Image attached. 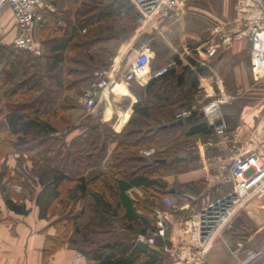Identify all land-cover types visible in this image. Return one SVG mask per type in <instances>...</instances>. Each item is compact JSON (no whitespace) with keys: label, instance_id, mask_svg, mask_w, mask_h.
Wrapping results in <instances>:
<instances>
[{"label":"trees","instance_id":"trees-1","mask_svg":"<svg viewBox=\"0 0 264 264\" xmlns=\"http://www.w3.org/2000/svg\"><path fill=\"white\" fill-rule=\"evenodd\" d=\"M72 1L80 5L70 30L54 26L58 15H43L39 24L52 22L53 27H42L49 36L38 35L40 56L0 47V223L12 222L8 213L28 215V202H33L38 216L55 229L45 238V258L68 246L96 264H161L154 249L136 246V237L154 229L148 216L155 222L153 210L164 208L162 197L168 192L162 177L183 168L179 154L191 138L212 131L213 125L198 109L186 117L176 113L177 108H191L198 78L209 74L210 63L189 48L182 64L177 55H169L168 48L154 42L151 70L169 58L179 70L170 65L144 86L127 82L137 100L120 133L103 124L88 127L67 142L62 131L74 127L68 114L77 106L73 95L91 87L96 82L93 73L105 67L90 48L127 35L129 24L123 21L115 30L114 17L135 15L128 0ZM112 139L116 147L110 169L120 177L101 170L106 144ZM145 150L150 153L144 154ZM136 186L143 189V197L129 193ZM201 186L202 181L189 182L177 190L184 193Z\"/></svg>","mask_w":264,"mask_h":264},{"label":"crops","instance_id":"crops-1","mask_svg":"<svg viewBox=\"0 0 264 264\" xmlns=\"http://www.w3.org/2000/svg\"><path fill=\"white\" fill-rule=\"evenodd\" d=\"M49 1L54 7L53 10L43 11L42 14L48 17L58 15L55 18L54 26L61 29V31L70 30L75 24L74 11L79 7L80 1ZM201 1L188 2L180 10L164 13L142 26L135 22V15L134 17L131 15L127 17V15L121 16L118 14L114 17L115 30L121 27L123 21L129 24L127 35L123 34L121 38L97 43L90 48V52L98 56L105 64V67H100L93 73L95 80H99V77L96 76L97 72H106L107 75L117 74L115 91L105 90L101 92L91 110L84 109L80 99L81 93L73 95L77 106L68 110L74 127L69 129L68 132L64 129L63 134L65 133L64 137L67 142L79 137L88 127H101L103 124L107 125L113 133H120L131 115V104L137 100L135 95L130 92L127 82L144 86L158 69L169 67L170 65H173L178 70L180 68L179 65L174 64L172 59L169 58L161 67L156 68L154 72L150 67V73L148 74L125 79L124 75L128 72L131 60L137 52L147 49L148 45L143 42V39L148 35L147 38L150 41L155 40L154 42L160 43L169 49V55H175L174 53H177L176 48L178 46L174 43L173 37H169L171 34L170 25L174 22L181 23L183 18L188 16L187 11L196 10L192 4ZM57 9L64 12L66 16H63L62 13H57ZM199 21L203 22V20ZM198 25L202 27L203 23H198ZM43 26H49V29H46L50 30L53 24L50 22L46 25L38 24L35 27L34 34L40 46L39 33L42 35L46 33L44 36L50 35L49 31H42ZM84 31L85 29L81 33H84ZM15 36L16 27L12 10L6 5H1L0 47L13 48ZM175 36L179 39L177 41L178 45L183 47L181 26L178 27ZM202 44H197L198 46L196 45L195 50L204 49L206 46H204V43ZM247 50H249L247 40H237L228 47L218 48L211 57L204 58L206 62L210 63L209 74L207 76H199V88L194 95L191 108H177L176 113L179 115L180 111H186L187 114L183 116L186 117L191 109L200 108L206 101L215 96H222L223 98L230 96L231 99L220 106L221 117L216 122H223L227 131H236L239 146L244 152L255 150L264 158V77L259 83H256L257 85L252 83L249 58L242 56L243 53H246L243 51ZM41 53H43L42 46ZM151 54L153 58L154 53L152 51ZM178 57L182 64H186L183 53L178 54ZM39 58L41 59L42 57ZM2 66L3 63L0 65V70ZM255 92L260 93L258 96H254ZM240 95L244 96L240 98ZM211 137L212 131L209 134L191 138L185 152L179 154V157L184 160L183 168L162 177L167 184L166 191L168 192L162 197V200L165 197H171L176 202V199L181 194L182 196L185 194L192 195L195 200L183 199L184 203L180 204L177 202L178 208L170 211L164 201V208H157L161 211L168 210L171 214L167 219L168 236L166 241L157 238L154 245L149 246L146 244V247H150L160 254L162 258L161 264H170V248L172 249L186 240L185 232L188 224V216L186 214L190 207L207 199L219 198L231 187V184H224L217 179L221 168L218 165H206L202 161L203 155L198 153L199 146L197 144L205 143ZM115 147L116 141L113 139L108 140L105 157L101 163V170L120 177L116 170L110 169ZM217 151L218 149H213L208 154L211 156ZM147 152L150 153V151H143L144 154H148ZM8 163L12 165L13 159L9 158ZM198 181H202V186L199 190H183L184 193H179L177 190L179 185ZM130 192H133L134 196L138 198L144 195L143 189L138 186L132 187ZM28 206L31 208L28 215L8 213L7 217L11 218L12 222L0 223V264H96L95 261L86 260L80 252L68 246L58 249L45 258L42 251L45 238L46 236L54 235L55 229L49 226V221L38 216V209L34 203H28ZM137 212L142 213L140 210ZM175 214L178 215L175 216ZM148 217L153 221L152 226L155 227L154 218L151 215ZM239 243L241 246H238ZM164 244H166L167 250L163 249ZM248 250H260L261 252L259 255L252 256L247 254ZM76 254L81 255L79 260L75 259ZM208 264H264V196L251 200L235 218L232 229L222 233L213 241L208 254Z\"/></svg>","mask_w":264,"mask_h":264},{"label":"built area","instance_id":"built-area-1","mask_svg":"<svg viewBox=\"0 0 264 264\" xmlns=\"http://www.w3.org/2000/svg\"><path fill=\"white\" fill-rule=\"evenodd\" d=\"M135 9V22L145 25L164 13L180 10L186 3L201 0H128ZM238 12L246 20V29L238 33V39L244 38L249 42L250 70L254 81L264 77V0H237ZM8 6L13 13L16 36L13 47L38 57L41 46L36 39L34 30L43 19V11H52L53 5L49 0H0V6ZM122 15V13H120ZM220 26L212 33L218 34ZM232 44L231 37L223 35L219 41H212L204 49H196L202 58L215 54L218 48ZM152 54L148 49L137 52L131 60L125 79L150 73ZM166 71V67L158 69L153 76ZM99 77L91 87L83 90L80 99L85 110H91L100 93L105 90L115 91L117 74L107 75L97 72ZM234 98V97H232ZM230 96H218L202 106V112L208 123L213 125L212 137L205 143H198V153L203 155L202 161L206 165H218L221 169L217 179L224 184H231L230 189L219 198L207 199L199 206H191L186 227V240L182 241L171 251L170 264H208V254L213 241L222 233L232 229L235 218L244 210L245 206L254 198L264 196V158L257 151L244 152L239 146L236 131H227L223 122H216L221 117L220 106L225 104ZM180 111L179 116L186 115ZM213 149L218 151L211 156ZM149 153V152H147ZM209 163V164H208ZM183 199L194 201L192 195L185 194ZM168 210L178 208L171 197L163 199ZM155 208V227L148 234H139L137 241L152 246L157 238L165 240L168 229L167 219L169 211ZM238 246H241L239 243ZM163 249L167 250L166 244ZM260 250H248V255H259ZM80 254L75 259L79 260Z\"/></svg>","mask_w":264,"mask_h":264},{"label":"rangeland","instance_id":"rangeland-1","mask_svg":"<svg viewBox=\"0 0 264 264\" xmlns=\"http://www.w3.org/2000/svg\"><path fill=\"white\" fill-rule=\"evenodd\" d=\"M192 6L195 7L196 10L192 9L193 11L192 10L187 11L188 16H185L183 20L181 21V23L174 22L172 23V25H170V28H169L171 32L169 37L172 36L173 40L175 41L174 43L178 46L176 48L177 50L176 52L178 54L183 53L184 56L186 57V51H188L189 48L195 49L198 46L197 44L203 45L202 43H204V46H207L208 44H211L212 41H219L223 35L230 36L232 42H235L237 40H241V41L245 40L244 38L238 39L237 37L238 33L241 31H244L247 25L246 20L242 18L243 15L239 14L238 12L237 0H225V1L224 0H204L199 3L194 2ZM199 20H203V22ZM198 23L200 24L203 23V26L202 27L199 26ZM180 26H181L182 36H183V39H182V44L184 45L183 47L178 45L177 41H179V39L177 36H175V34L177 33V29ZM217 26H220V32L216 35L212 33V31ZM194 28H196L197 31ZM147 37L143 39V42L148 45L147 49L151 53L152 44H154L155 40L150 41L149 38ZM243 52H246V53L245 54L243 53L242 56H246L249 58V50L243 51ZM177 53H174V54L178 56ZM259 82L260 80L254 81L252 77L253 84L257 85L256 83H259ZM259 93L260 92H255L254 96H258ZM244 95L242 96L240 95L241 96L240 98H242ZM214 98H216V96L209 99L208 101ZM202 106L198 108V111L204 116L202 112ZM64 131L65 130H63L62 133ZM176 200H177L176 203L177 202L180 204L184 203L182 195H180ZM28 203H33V202H28Z\"/></svg>","mask_w":264,"mask_h":264},{"label":"water","instance_id":"water-1","mask_svg":"<svg viewBox=\"0 0 264 264\" xmlns=\"http://www.w3.org/2000/svg\"><path fill=\"white\" fill-rule=\"evenodd\" d=\"M248 44H249V42H248ZM179 122H181V120H179ZM167 236H168V229H167V231L165 232V241H166V239H167ZM136 246L138 247V248H140V249H145L146 248V243L145 242H142V241H137L136 242Z\"/></svg>","mask_w":264,"mask_h":264}]
</instances>
